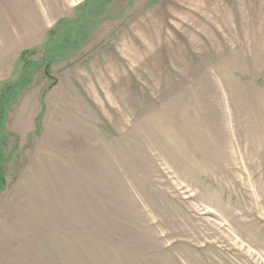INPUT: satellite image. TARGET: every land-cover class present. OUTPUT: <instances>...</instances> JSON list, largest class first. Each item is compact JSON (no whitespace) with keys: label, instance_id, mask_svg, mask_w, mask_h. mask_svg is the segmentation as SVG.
Masks as SVG:
<instances>
[{"label":"rangeland","instance_id":"1","mask_svg":"<svg viewBox=\"0 0 264 264\" xmlns=\"http://www.w3.org/2000/svg\"><path fill=\"white\" fill-rule=\"evenodd\" d=\"M0 264H264V0H0Z\"/></svg>","mask_w":264,"mask_h":264},{"label":"trees","instance_id":"2","mask_svg":"<svg viewBox=\"0 0 264 264\" xmlns=\"http://www.w3.org/2000/svg\"><path fill=\"white\" fill-rule=\"evenodd\" d=\"M21 53H26V50H23ZM22 55V54H21ZM47 74H48V70H47Z\"/></svg>","mask_w":264,"mask_h":264},{"label":"crops","instance_id":"3","mask_svg":"<svg viewBox=\"0 0 264 264\" xmlns=\"http://www.w3.org/2000/svg\"><path fill=\"white\" fill-rule=\"evenodd\" d=\"M67 1H68V0H63L64 4L67 3ZM77 1H79V0H77Z\"/></svg>","mask_w":264,"mask_h":264},{"label":"water","instance_id":"4","mask_svg":"<svg viewBox=\"0 0 264 264\" xmlns=\"http://www.w3.org/2000/svg\"><path fill=\"white\" fill-rule=\"evenodd\" d=\"M45 73L47 74V70H45Z\"/></svg>","mask_w":264,"mask_h":264}]
</instances>
